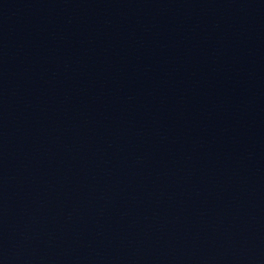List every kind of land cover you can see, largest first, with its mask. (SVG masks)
<instances>
[{
  "label": "water",
  "instance_id": "water-1",
  "mask_svg": "<svg viewBox=\"0 0 264 264\" xmlns=\"http://www.w3.org/2000/svg\"><path fill=\"white\" fill-rule=\"evenodd\" d=\"M0 264H264V0H0Z\"/></svg>",
  "mask_w": 264,
  "mask_h": 264
}]
</instances>
